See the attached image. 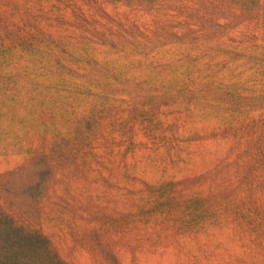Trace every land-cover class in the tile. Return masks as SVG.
Wrapping results in <instances>:
<instances>
[{"label": "rangeland", "instance_id": "1", "mask_svg": "<svg viewBox=\"0 0 264 264\" xmlns=\"http://www.w3.org/2000/svg\"><path fill=\"white\" fill-rule=\"evenodd\" d=\"M263 70L264 0H0V222L67 264H264Z\"/></svg>", "mask_w": 264, "mask_h": 264}, {"label": "trees", "instance_id": "2", "mask_svg": "<svg viewBox=\"0 0 264 264\" xmlns=\"http://www.w3.org/2000/svg\"><path fill=\"white\" fill-rule=\"evenodd\" d=\"M254 80L264 81V70L262 71L260 77H255ZM257 93H254V96L264 95V87L258 89ZM253 96V97H254ZM252 97V96H251ZM249 98L243 96L240 93V90L233 89L228 93V107L230 108V113L237 112L238 116L235 121L229 122L230 131L229 136L234 140V142H239L237 133L239 128L242 126L243 121H238L241 115L244 114V110L250 109L251 103L255 98ZM243 99L245 104L240 107L239 102ZM255 102H259L256 100ZM247 108V109H246ZM238 121V122H237ZM237 122V123H235ZM235 123V124H234ZM228 132V131H227ZM262 137H257V139H252L257 141ZM252 145L251 153L249 156L250 162L253 164L261 165L260 158H258L257 149ZM248 146L246 149L248 150ZM258 148V147H257ZM249 163V162H248ZM262 192L264 189L262 187ZM0 264H67L58 258L55 254L51 253L48 250L46 245V240L44 237L38 233H19L15 227L8 225L3 226L0 222Z\"/></svg>", "mask_w": 264, "mask_h": 264}]
</instances>
